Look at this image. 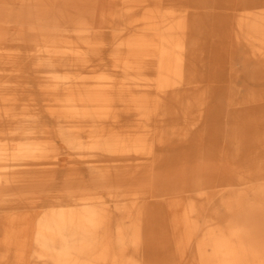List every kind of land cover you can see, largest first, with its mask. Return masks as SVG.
I'll return each mask as SVG.
<instances>
[{"label":"bare ground","instance_id":"obj_1","mask_svg":"<svg viewBox=\"0 0 264 264\" xmlns=\"http://www.w3.org/2000/svg\"><path fill=\"white\" fill-rule=\"evenodd\" d=\"M0 264H264V0H0Z\"/></svg>","mask_w":264,"mask_h":264}]
</instances>
